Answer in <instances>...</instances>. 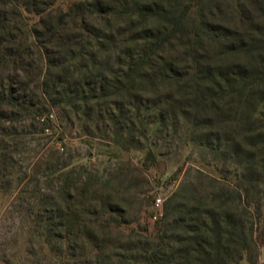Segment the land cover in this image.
I'll return each instance as SVG.
<instances>
[{
	"label": "trees",
	"instance_id": "trees-1",
	"mask_svg": "<svg viewBox=\"0 0 264 264\" xmlns=\"http://www.w3.org/2000/svg\"><path fill=\"white\" fill-rule=\"evenodd\" d=\"M57 1L0 0V159L38 127L51 130L54 107L60 123L126 151L145 149L151 124L183 122L213 176L196 169V181L164 202L146 264H258L264 0H75L65 9ZM118 39L110 64L107 48ZM57 149L48 154L46 188L37 196L17 189L14 198L31 200L28 217L46 253L76 259L87 250L99 259L129 224L117 197L122 171L103 178L84 165L68 169L62 156L51 164ZM163 223L173 232L167 242L156 231Z\"/></svg>",
	"mask_w": 264,
	"mask_h": 264
},
{
	"label": "rangeland",
	"instance_id": "rangeland-1",
	"mask_svg": "<svg viewBox=\"0 0 264 264\" xmlns=\"http://www.w3.org/2000/svg\"><path fill=\"white\" fill-rule=\"evenodd\" d=\"M72 1L75 0H58L57 3L65 9ZM114 33L118 37V31ZM119 42L120 39L114 47L107 48L112 52L110 64L121 49ZM100 57L99 60H103ZM72 66L70 63L71 68ZM51 112V130L40 133L38 127V133L28 135L27 144H20L16 150L10 146L6 149V156L0 159V264H122L118 261L126 260L127 257L128 264H146L144 255L155 246V198L162 199L164 211V202L183 183L196 181V169L202 170L208 177L213 176L206 166L208 158L203 160L194 151L188 142L187 126L183 122H175L174 126L163 129L151 124L147 140H141L145 149L131 148L126 151L107 138L83 135L77 124L70 126L64 121L60 123L57 108L54 107ZM50 149H57L51 164L56 161L57 156H62L61 160L70 162L68 169L84 165L87 172L99 177L104 178L109 173L118 171V168L122 171V186L117 197L120 198L119 202L129 224L112 235L113 242H108L99 259L87 250L78 252L80 256L76 259L59 258L46 253L39 246L28 217L32 210L31 200L27 196L14 198L17 189H34L37 196L46 188L45 175ZM146 149H151L154 154V160L147 163ZM9 156L12 158L9 159ZM203 179V185L207 187V191H211L208 178ZM156 231L158 234L165 233L166 242L173 233L164 223L156 227ZM109 251L111 255L107 254ZM239 264L249 262L244 259Z\"/></svg>",
	"mask_w": 264,
	"mask_h": 264
},
{
	"label": "built area",
	"instance_id": "built-area-1",
	"mask_svg": "<svg viewBox=\"0 0 264 264\" xmlns=\"http://www.w3.org/2000/svg\"><path fill=\"white\" fill-rule=\"evenodd\" d=\"M154 206L156 208V212L153 215V219H159L163 215L162 209V199L160 197H156L154 201Z\"/></svg>",
	"mask_w": 264,
	"mask_h": 264
},
{
	"label": "crops",
	"instance_id": "crops-1",
	"mask_svg": "<svg viewBox=\"0 0 264 264\" xmlns=\"http://www.w3.org/2000/svg\"><path fill=\"white\" fill-rule=\"evenodd\" d=\"M259 264H264V246L260 248Z\"/></svg>",
	"mask_w": 264,
	"mask_h": 264
}]
</instances>
